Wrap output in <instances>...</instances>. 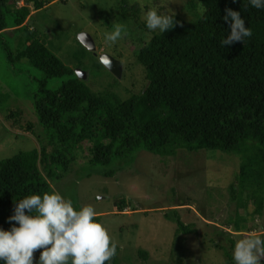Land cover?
I'll list each match as a JSON object with an SVG mask.
<instances>
[{"label": "trees", "instance_id": "trees-1", "mask_svg": "<svg viewBox=\"0 0 264 264\" xmlns=\"http://www.w3.org/2000/svg\"><path fill=\"white\" fill-rule=\"evenodd\" d=\"M18 2L0 0V37L9 29L28 34L31 43L19 58L7 48L8 60L17 63L27 58L28 65L43 72L34 104L54 151L50 154L48 145H43L1 161L0 228L13 227L15 222L8 218L19 200L53 190L40 163L52 179L59 178L76 161L78 145L88 139L95 142L89 160L92 167L131 161L142 150L161 155L178 149L243 154L242 171L231 185L232 200L244 209L253 203L255 213H263L264 10L252 7L249 0H196L203 11L195 20L169 14L175 17V27L155 33L138 55L147 71V87L122 100L113 91L94 92L66 66L30 30L31 10L17 6ZM121 5L124 13L147 29L140 6H130L127 0H121ZM41 7L38 3L37 9ZM228 8L240 12L253 36L245 43L222 47L221 41L231 32L230 22L224 20ZM53 78H62L55 89L50 88ZM105 175L113 177L114 170ZM95 219L99 222L100 217ZM177 223L179 231H189L182 219ZM119 251L118 246L111 264H117Z\"/></svg>", "mask_w": 264, "mask_h": 264}, {"label": "rangeland", "instance_id": "rangeland-1", "mask_svg": "<svg viewBox=\"0 0 264 264\" xmlns=\"http://www.w3.org/2000/svg\"><path fill=\"white\" fill-rule=\"evenodd\" d=\"M195 1L142 0L143 8L135 5L140 6L142 21L150 9L195 20L203 11ZM38 3H42L39 9ZM17 6L30 8V30L66 66L86 72L82 78L94 92L109 90L126 100L147 87V71L138 55L158 31L137 25L132 15L124 13L121 0H19ZM118 24L126 35L110 45L105 33ZM27 35L9 29L0 37V163L43 145H48L50 154L54 151L34 104L43 72L28 65L27 58L8 60V47L19 58L29 46ZM85 35L94 50L83 42ZM104 55L120 62V76L102 63ZM61 83L62 78H53L50 88ZM94 145L90 139L81 142L76 161L59 178L52 179L42 162L40 169L74 207L95 208L99 222L120 247L117 264H230L225 252L233 258L239 239L252 234L264 237V210L257 215L253 203L244 209L232 200L231 185L242 171L243 154L178 149L161 155L142 150L131 161L92 167ZM109 170H114L113 177L105 175ZM236 188L242 191L238 183ZM178 219L189 231L178 230ZM42 251L34 252V264Z\"/></svg>", "mask_w": 264, "mask_h": 264}, {"label": "clouds", "instance_id": "clouds-1", "mask_svg": "<svg viewBox=\"0 0 264 264\" xmlns=\"http://www.w3.org/2000/svg\"><path fill=\"white\" fill-rule=\"evenodd\" d=\"M142 0H129L130 5ZM252 7L264 10V0H249ZM143 19L147 29L165 33L176 25L175 17L148 10ZM225 21L231 32L221 46L245 43L253 32L245 26L241 14L226 9ZM126 35L122 25L105 33V40L115 45ZM107 65L109 61L103 59ZM93 206L74 207L55 189L50 193L32 194L16 203L14 214L8 220L15 222L10 230L0 228V264H34V252L43 249L38 264H111L118 245L102 223L96 221ZM18 225V226H17ZM264 259V237L257 234L239 239L234 247V264H261Z\"/></svg>", "mask_w": 264, "mask_h": 264}, {"label": "water", "instance_id": "water-1", "mask_svg": "<svg viewBox=\"0 0 264 264\" xmlns=\"http://www.w3.org/2000/svg\"><path fill=\"white\" fill-rule=\"evenodd\" d=\"M83 42L88 46L89 49L94 50L95 46L93 44V42L90 40L89 36H84L83 37ZM102 60L103 59H107L109 61V63L106 65L114 74L120 76L121 75V64L119 61H117L116 59H114L111 56L108 55H104L101 57ZM82 72L85 74L86 72H84L82 69H77L76 73L78 75L79 78L83 79L86 77L82 76ZM83 77V78H82Z\"/></svg>", "mask_w": 264, "mask_h": 264}]
</instances>
